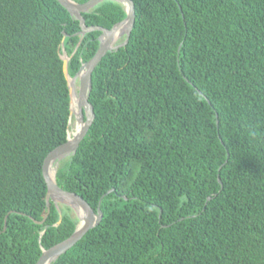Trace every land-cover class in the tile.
Instances as JSON below:
<instances>
[{
    "label": "trees",
    "instance_id": "1",
    "mask_svg": "<svg viewBox=\"0 0 264 264\" xmlns=\"http://www.w3.org/2000/svg\"><path fill=\"white\" fill-rule=\"evenodd\" d=\"M131 1L55 174L102 218L52 264H264V0ZM82 17L109 30L125 14L107 1ZM79 31L56 0H0V264H35L76 226L63 210L55 226L52 203L36 222L68 131L61 51L73 77L98 46Z\"/></svg>",
    "mask_w": 264,
    "mask_h": 264
},
{
    "label": "water",
    "instance_id": "2",
    "mask_svg": "<svg viewBox=\"0 0 264 264\" xmlns=\"http://www.w3.org/2000/svg\"><path fill=\"white\" fill-rule=\"evenodd\" d=\"M56 1L67 11L73 20H76L79 23L80 31L77 34L80 36V40L86 34L91 32H98L99 35L96 38L98 46L94 55L87 62L81 64L77 73L73 77H70L67 72V65L72 55L67 56L63 50L61 51L60 59L62 61V70L69 93L68 130L72 115L74 116L75 123H78L79 128L70 140L68 138L69 131H67L65 143L48 153L43 161L42 175L46 185L45 203L47 212L43 220L36 223L42 224L45 221L49 213L50 203L54 205L58 212V221L55 226H58L61 222V211L59 207H66L72 211L77 223L73 233L67 239L49 249L45 250L41 248V255L35 264L54 263L61 255L71 249L89 230L93 229L101 221L102 214L99 208L94 212L80 196L59 188L55 182V174L60 161L74 155L79 143L83 140L93 122V108L87 99L91 91V74L94 68L106 53L117 51L119 48H122L127 44L134 22V7L131 0H88L82 4L76 3L72 0ZM107 1L117 3L122 7L125 14L124 19L114 24L109 30L98 26L87 27L82 14L91 13L95 7ZM123 26H125L123 33L117 36L116 33L118 29ZM121 38H123V41L117 43ZM74 90H76L77 94V109L75 113L72 112L71 106ZM51 166L54 167L52 176L49 174V168ZM45 229L46 228L40 233L39 239L44 234Z\"/></svg>",
    "mask_w": 264,
    "mask_h": 264
},
{
    "label": "bare ground",
    "instance_id": "3",
    "mask_svg": "<svg viewBox=\"0 0 264 264\" xmlns=\"http://www.w3.org/2000/svg\"><path fill=\"white\" fill-rule=\"evenodd\" d=\"M125 29V26L121 27L118 29L116 35H120L123 33ZM71 106H72V112L75 113L76 112V109H77V94H76V90H74V93L72 94V102H71ZM73 122V121H72ZM74 123V122H73ZM79 128V125L78 123H75L74 127L72 128L71 131H69L68 133V138L69 140L71 139V137L76 133V131L78 130ZM53 172H54V167L51 166L49 168V174L52 176L53 175Z\"/></svg>",
    "mask_w": 264,
    "mask_h": 264
},
{
    "label": "rangeland",
    "instance_id": "4",
    "mask_svg": "<svg viewBox=\"0 0 264 264\" xmlns=\"http://www.w3.org/2000/svg\"><path fill=\"white\" fill-rule=\"evenodd\" d=\"M123 41V38H121V39H119V41L117 42V43H120V42H122ZM77 85V84H76ZM74 123H73V122ZM74 125H75V120H74V116L72 115L71 116V119H70V125H69V131H71L72 130V128L74 127ZM60 208V211L61 210H63V211H65V212H67V214L73 219V218H75V215H74V213L72 212V211H70V210H67L66 211V209H64L63 207H59Z\"/></svg>",
    "mask_w": 264,
    "mask_h": 264
},
{
    "label": "clouds",
    "instance_id": "5",
    "mask_svg": "<svg viewBox=\"0 0 264 264\" xmlns=\"http://www.w3.org/2000/svg\"><path fill=\"white\" fill-rule=\"evenodd\" d=\"M69 131V130H68Z\"/></svg>",
    "mask_w": 264,
    "mask_h": 264
}]
</instances>
